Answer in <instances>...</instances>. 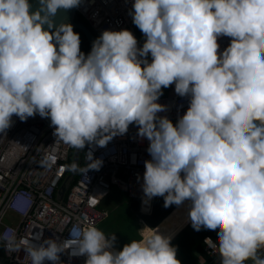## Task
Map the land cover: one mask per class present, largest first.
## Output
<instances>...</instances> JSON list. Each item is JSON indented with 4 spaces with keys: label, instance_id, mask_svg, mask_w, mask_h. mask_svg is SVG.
<instances>
[{
    "label": "clouds",
    "instance_id": "clouds-1",
    "mask_svg": "<svg viewBox=\"0 0 264 264\" xmlns=\"http://www.w3.org/2000/svg\"><path fill=\"white\" fill-rule=\"evenodd\" d=\"M81 0H0V133L39 115L57 140L77 150L106 147L129 126L149 141L142 189L164 207L190 202L196 231L218 237L220 264H264V0H134L127 29L104 30L90 53L71 23H55L59 9ZM46 25V28H45ZM231 38L220 53L218 38ZM151 55V62L147 60ZM143 65V66H142ZM190 97L174 125L158 103L162 88ZM86 171L102 159L86 154ZM76 170V166H73ZM146 202V201H145ZM11 231V230H9ZM70 239L30 238V264H181L171 236L156 230L114 250L115 234L73 224ZM7 233L0 241L11 247ZM36 241V242H33Z\"/></svg>",
    "mask_w": 264,
    "mask_h": 264
},
{
    "label": "built area",
    "instance_id": "built-area-1",
    "mask_svg": "<svg viewBox=\"0 0 264 264\" xmlns=\"http://www.w3.org/2000/svg\"><path fill=\"white\" fill-rule=\"evenodd\" d=\"M133 3L134 0H81L76 14L98 36L104 30L127 29L145 42L146 37L129 14L134 11ZM217 42L222 53L231 38L222 36ZM147 59L150 63V53ZM174 89L175 84L170 85V93L157 101L167 108L157 115L167 116L175 125L186 113L190 97H181ZM12 121V126L0 133V237L7 233L13 238L11 247L18 246L20 250L9 252L4 247L7 242L0 241V264H30L27 248L36 233H42L40 242L48 238L60 242L70 239L73 224L98 228L109 216L103 203L112 188L139 203L140 215L152 214L153 198L148 201L142 189L144 162L151 159L147 152L149 141L137 135L138 126L130 125L125 135L114 137L106 147L86 145L78 174L61 201L58 193L70 174L74 148L53 135L50 118L37 114L22 122L13 115ZM89 151L93 159L103 161L98 171L85 170ZM70 252L67 249L60 254L63 264H85L86 255L70 256ZM205 252L214 264H220L218 249L211 243L205 244ZM200 262L205 264L203 259ZM44 264L52 262L46 260Z\"/></svg>",
    "mask_w": 264,
    "mask_h": 264
},
{
    "label": "trees",
    "instance_id": "trees-1",
    "mask_svg": "<svg viewBox=\"0 0 264 264\" xmlns=\"http://www.w3.org/2000/svg\"><path fill=\"white\" fill-rule=\"evenodd\" d=\"M76 22L89 29L94 35L95 39L99 37L89 26V24L80 16L76 17ZM74 31L80 35V49L85 55H87L91 51L90 44L81 31ZM135 37L142 47L144 43L143 38L139 36ZM166 89V92L170 93V86ZM82 155L83 153L81 156ZM70 160H72V156L70 157ZM163 205V197H154L152 214L150 216H142L139 213V203L129 200L126 195L120 192L118 189L112 188L109 196L103 203V208L109 212V216L98 226V228L101 229L106 235L115 234L116 241L114 250L119 251L122 250L123 246L129 243L132 239L141 238L139 235V230L143 228L141 222H143L148 228L154 230L164 220L165 221L159 227L166 226L173 219V226L168 228L171 233L174 230L179 232L185 225L191 223L188 216L190 206L189 201H185L179 207L177 205H172L165 208ZM176 234L177 233L166 235L173 237ZM209 236L212 238L213 242L217 241L218 239L217 235L210 230L204 229L202 227L200 231H196L192 225H190L186 230L175 237L171 241V244L177 247V259L180 260L181 264H201L200 260L202 259L205 264H214L212 258L209 257L205 252L204 241L205 238Z\"/></svg>",
    "mask_w": 264,
    "mask_h": 264
},
{
    "label": "water",
    "instance_id": "water-1",
    "mask_svg": "<svg viewBox=\"0 0 264 264\" xmlns=\"http://www.w3.org/2000/svg\"><path fill=\"white\" fill-rule=\"evenodd\" d=\"M29 3L31 4L30 11H35V10H37L40 7L39 0H29ZM76 17H77L76 7L75 8H72V9H69V10L59 9L58 12H57V14H56V16H55V18H54V20H55V23L57 25L59 23H62V22L63 23H71L73 25V30H79V31H81L85 35L88 43L90 44V46L92 48V43L95 40L94 35L84 25H81V24L77 23L76 22ZM45 28H46V25H45ZM81 153H82V150H77V149L74 148L73 154H72V164H71L70 174L67 177L66 181L64 182L63 186L61 187V189H60V191L58 193V200L63 201L66 193L70 189L71 185L73 184V181H74L75 177L78 174V169H79V164H80V159H81ZM73 166H76V170H73ZM190 225H191V223L187 224L184 228H182L175 236L172 237L171 241L175 237H177L181 232H183L184 230H186Z\"/></svg>",
    "mask_w": 264,
    "mask_h": 264
},
{
    "label": "rangeland",
    "instance_id": "rangeland-1",
    "mask_svg": "<svg viewBox=\"0 0 264 264\" xmlns=\"http://www.w3.org/2000/svg\"><path fill=\"white\" fill-rule=\"evenodd\" d=\"M167 91V89L166 88H162V92H163V95L162 96H160V98H163V97H165V96H167L168 94H169V92L167 93L166 92ZM8 220H6V222H7ZM143 228H141L140 230H139V235L141 236V237H143V236H145V235H148V234H152V233H154L156 230H158L159 231V233L160 234H163V235H166V234H175V233H178V231H173L172 233L169 231V229L167 228L165 231H164V227H159V228H157V229H155V230H152V229H150V228H146V226L145 225H143L142 226Z\"/></svg>",
    "mask_w": 264,
    "mask_h": 264
},
{
    "label": "crops",
    "instance_id": "crops-1",
    "mask_svg": "<svg viewBox=\"0 0 264 264\" xmlns=\"http://www.w3.org/2000/svg\"><path fill=\"white\" fill-rule=\"evenodd\" d=\"M177 208H178V207H177ZM177 208H176V209H177ZM178 209H179V208H178ZM175 211H176V210H175ZM175 211H174V213H175ZM141 223H142V225H145L143 222H141ZM145 226H146V225H145ZM171 226H173V219H172V220H171L166 226H164V228H163L164 231H165L167 228L171 227ZM185 226H186V225H185ZM185 226H184V227H185ZM184 227H183V228H184ZM146 228H148V227L146 226ZM152 230H153V229H152Z\"/></svg>",
    "mask_w": 264,
    "mask_h": 264
},
{
    "label": "bare ground",
    "instance_id": "bare-ground-1",
    "mask_svg": "<svg viewBox=\"0 0 264 264\" xmlns=\"http://www.w3.org/2000/svg\"><path fill=\"white\" fill-rule=\"evenodd\" d=\"M158 227H159V226H158ZM158 227H157V228H158ZM157 228H156V229H157ZM154 230H155V229H154Z\"/></svg>",
    "mask_w": 264,
    "mask_h": 264
}]
</instances>
